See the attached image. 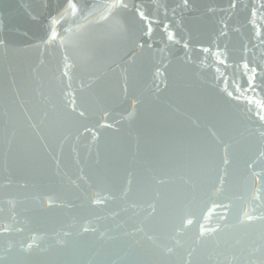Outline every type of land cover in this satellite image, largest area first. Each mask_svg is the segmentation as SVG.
Listing matches in <instances>:
<instances>
[{
	"label": "water",
	"instance_id": "obj_1",
	"mask_svg": "<svg viewBox=\"0 0 264 264\" xmlns=\"http://www.w3.org/2000/svg\"><path fill=\"white\" fill-rule=\"evenodd\" d=\"M252 12L0 0V264H264Z\"/></svg>",
	"mask_w": 264,
	"mask_h": 264
},
{
	"label": "snow or ice",
	"instance_id": "obj_2",
	"mask_svg": "<svg viewBox=\"0 0 264 264\" xmlns=\"http://www.w3.org/2000/svg\"><path fill=\"white\" fill-rule=\"evenodd\" d=\"M76 3L78 4L79 0H76ZM250 4H251V7L253 9L251 20H252V22H256L257 17H259L261 12L264 11V0H260L259 6H257V4H255V3H252L251 0H250ZM233 7H235V3L234 2H233ZM261 27H264V25H261ZM258 35L261 36V37H264V32H259ZM169 39H171V34L169 35ZM245 67H247V65H245ZM262 71H264V70H262ZM258 78L259 77L254 76L252 81L249 82V87L252 88L253 90L257 86L256 85V80ZM262 118H264V117H262ZM96 202L98 203L99 201H96ZM187 223L190 225V224L193 223V221L192 220H188Z\"/></svg>",
	"mask_w": 264,
	"mask_h": 264
}]
</instances>
